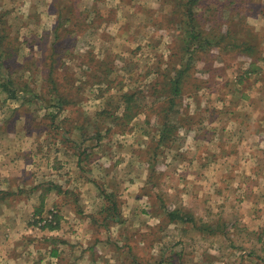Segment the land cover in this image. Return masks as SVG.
<instances>
[{
	"label": "rangeland",
	"instance_id": "1",
	"mask_svg": "<svg viewBox=\"0 0 264 264\" xmlns=\"http://www.w3.org/2000/svg\"><path fill=\"white\" fill-rule=\"evenodd\" d=\"M27 1L0 0V252L12 233L6 254L20 263L60 264L56 251L89 264H264V0L193 8L198 30L250 39L251 56L229 37L189 43L188 0ZM48 11L64 19L57 32ZM52 60L60 109L42 92ZM188 64L170 103L165 81ZM9 71L16 98L3 90ZM252 90L262 99L248 110L239 97ZM123 93L135 94L126 127ZM162 120L173 127L163 141ZM111 192L119 222L103 211ZM21 199L42 211L12 209ZM174 210L195 220L171 223Z\"/></svg>",
	"mask_w": 264,
	"mask_h": 264
},
{
	"label": "trees",
	"instance_id": "2",
	"mask_svg": "<svg viewBox=\"0 0 264 264\" xmlns=\"http://www.w3.org/2000/svg\"><path fill=\"white\" fill-rule=\"evenodd\" d=\"M201 0H188L187 4H185V10L187 12V17L189 18V25L191 26L190 29H189V43L194 41L196 42H200L199 44L200 45H204L205 48L207 47H211L214 45V43H212V41L215 39V38H219L220 41L221 40H224L225 37H229V40L228 42L231 44V47H241L243 46L244 49H243V52L242 54H246V56H251V55H257L258 54V50H256V47L251 44L250 42V39H247L246 41H243L242 43H239L238 41V38L235 37L232 32H227L225 35L224 34H221V33H213L212 34V37L211 35L207 36L205 34L204 31H201V30H198V24L196 25V22H197V17L198 15L196 13H194L193 11V8L200 2ZM261 13H263L261 11ZM63 22H64V19L62 17L61 14H58L57 16V23L54 27V31L57 32L58 29L61 28V26L63 25ZM66 22V21H65ZM229 34V35H228ZM7 39L6 35H5V32H4V29H0V45L2 43H6L5 40ZM226 41V40H225ZM219 43H216L215 45H218ZM195 46H196V43H195ZM19 49L17 47L13 48V47H7L5 48V53L7 54L8 57H5V58H8L7 60H11L13 59L14 61L17 60V51ZM52 51L53 52H58V49L56 46H54L52 48ZM4 53V54H5ZM30 56L26 57L25 60L29 59ZM16 62V61H15ZM252 62V65L255 64V61H251ZM251 65V66H252ZM59 67H56V64L53 62V60L51 61L50 65H49V68L47 70L46 73H43V78H44V81L47 83V85L43 86V94L44 95H48L49 93H55L56 94V99H54V101H56V106L60 109L62 108L63 104L65 103L66 99H63V97H60L58 96V88H57V83L55 82V71L56 69H58ZM190 69H191V66L188 64L185 68H182L181 69H176L175 71V76H173L172 78H170L169 80L167 79L165 81V87H171V90H172V95L171 97H167L169 98V102L170 103H175L181 93V87H182V84L184 82V80H186V78L188 77V74L190 72ZM11 71L8 72V75L5 77V79H3V83H2V86H3V90L8 92L9 94H11V97L13 98H16L17 97V90L15 89V85H16V79L15 78H12L11 75H10ZM28 85L25 83V87H27ZM27 90V89H25ZM53 91V92H52ZM27 92V91H25ZM133 96H135L134 93H123L121 95V98L120 99H123V103L125 106H122L121 107V114L118 118V122L121 121V123L125 124L124 126L126 127L128 124H129V120H131V118L134 116V114L132 113V102L134 101L133 100ZM163 122H167V121H163L162 120V123ZM172 123L170 122V124H166V123H163V126L166 128H164L165 130H163V136L161 137V141L169 138V134L170 132H173V127L172 128H169V125H171ZM168 128V129H167ZM179 128V126L177 127V129ZM126 129V128H125ZM124 130H122V132H126ZM170 129V130H169ZM98 132V131H97ZM63 138V135L62 137ZM103 198H105V206H104V209L103 211H105L106 213H108V218H111L113 220V222H119V215H118V210H117V206H118V201L116 200V195L114 193H106ZM110 204V205H109ZM102 213V212H101ZM110 214H111V217H110ZM165 214L167 215V217L169 218V222L171 223H189V222H192L194 221L195 219H193L192 217L188 216L187 214H184L183 212L179 211V210H174V211H167L165 212Z\"/></svg>",
	"mask_w": 264,
	"mask_h": 264
},
{
	"label": "crops",
	"instance_id": "3",
	"mask_svg": "<svg viewBox=\"0 0 264 264\" xmlns=\"http://www.w3.org/2000/svg\"><path fill=\"white\" fill-rule=\"evenodd\" d=\"M43 1V0H42ZM44 3H47L48 2V4H53V0H44L43 1ZM27 3H30L29 2V0L27 1ZM49 12V11H48ZM48 12H47V15H48V18L49 17H53V18H55V23H56V18H57V16H56V13H51V12H49V14H48ZM262 19L264 20V12L262 13ZM54 23V24H55ZM55 27V26H54ZM44 30L46 31L47 29L46 28H44ZM46 32H48V31H46ZM40 35H41V33H40ZM264 59V58H263ZM251 62V61H250ZM253 68L254 69H263V65H260L259 63H255L254 65H253ZM253 69V70H254ZM260 94V93H259ZM259 94L256 96V91L255 90H252L251 92H249V93H245V94H241V97H239V99L241 98L242 99V97L244 98L245 97V99H247V102H246V105H247V108H248V105L250 104L251 105V107H249L248 108V110L249 109H253L254 108V110H255V108H257L256 107V104H258V103H260L261 101L259 100V99H262V97H259ZM260 96H261V94H260ZM249 103V104H248ZM255 103V104H254ZM262 105V104H261ZM255 106V107H254ZM248 110H246L245 112H247ZM232 111H236V109L235 108H233L232 109ZM238 112V111H237ZM237 112H234V113H237ZM248 114V118H249V113H247ZM236 115V114H235ZM240 116V115H239ZM237 118V120L235 119V118H232V120H231V122L229 123V126L227 127V129H232L233 131H236V127H238L239 125H242L241 124V121L238 119L239 117H236ZM247 124H250L249 122L247 123ZM247 124H244L245 125V128H244V130H248V129H250V131L251 130H253V128L251 127V125H247ZM262 125H264V121H263V123H262ZM235 129V130H234ZM258 131H262L263 129H262V127L261 128H259V129H257ZM232 139V138H231ZM229 161L230 162H232L230 159H229ZM38 193V195L40 196V192H37ZM44 195L42 194V196H41V200H40V204H41V206H44ZM15 204L17 205L16 206V208H12V209H17V207L18 208H20V211H24V209H25V212H28L29 210H37L38 209V211L39 210H41L42 211V209H40L39 207H37L36 205L37 204H33V206L31 207V209H29V205H27V203H25V200H16L15 201ZM12 206V205H11ZM40 206V207H41ZM13 207V206H12ZM19 210V209H18ZM0 227H1V223H0ZM6 229H5V231L3 230V232H5L6 233ZM1 234V236H2V232L0 233ZM50 235H48L47 236V238L49 237V238H55L56 236H57V233H56V230H53V231H51L50 233H49ZM7 236V237H6ZM5 237V239H3V243H4V245H3V248L4 249H6V251H4V252H0V264H7L8 262H10V263H12V264H24V260L25 261H27V262H29L28 264H38V263H35V259H36V255H34V256H30L29 255V257H27L26 258V256H24V255H22L21 257H20V259H21V261H22V263H20L18 260H16V258H18L19 256L18 255H9V254H6V252L8 253V252H10L11 250V248H14V246L15 245H17V237H15L14 238V236H13V234L11 233V235L9 236V235H6ZM51 236H53V237H51ZM3 237V236H2ZM1 237V238H2ZM5 240V241H4ZM19 244V243H18ZM16 248V247H15ZM6 254V255H5ZM71 256L72 257H74L73 259H71ZM22 258H24V260L22 259ZM49 258H52V259H54L55 261H58V262H60V264H62L65 260L67 261V259H68V261H67V263H69V261H70V263L69 264H74V262L75 263H78V261H83V262H85V264H89L90 263V261H91V258L92 257H90V255H83L82 257H80L82 260H78V257H77V255H70L69 257H66V255H57V253H56V251L52 254V255H50L49 256ZM88 258H90V260H88ZM13 259H15V260H13ZM93 259V258H92ZM4 260V261H3ZM71 260L73 261V263H71ZM257 260H259V259H257Z\"/></svg>",
	"mask_w": 264,
	"mask_h": 264
}]
</instances>
